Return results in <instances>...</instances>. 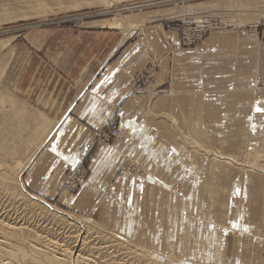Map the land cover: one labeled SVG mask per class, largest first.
I'll list each match as a JSON object with an SVG mask.
<instances>
[{
	"label": "crops",
	"instance_id": "crops-1",
	"mask_svg": "<svg viewBox=\"0 0 264 264\" xmlns=\"http://www.w3.org/2000/svg\"><path fill=\"white\" fill-rule=\"evenodd\" d=\"M141 30L123 41L125 36L115 32L76 31L74 23L61 19L33 37L39 48L27 51L30 62L20 77L25 76V85L35 82L50 94L65 91L73 103L61 119H53L59 124L27 168L23 184L41 200L94 220L111 218L117 234L135 235L151 227L163 238L181 232L188 241L192 234V250L215 253V230L192 223L200 218H194L189 201H183L195 196L197 185L204 181L205 159L183 151L173 123L184 135L191 133L204 143L206 139L226 155L245 157L247 150L264 146V112L256 111L257 106L264 108V27L255 34L215 31L197 49L182 48L177 31H160L156 26ZM169 52L162 66L172 73L171 95L129 98L136 77ZM114 116L120 119L119 137L114 146L99 145L97 136ZM126 158L158 179L118 176ZM79 165L88 167L89 179L68 197L64 187ZM213 166L220 170L219 182L235 183L250 176L232 177V167ZM252 175L264 181L263 173ZM260 198L264 201V189ZM178 202V211L172 212ZM251 215L243 221L250 228L246 235L258 233L254 250L264 264V229L251 227L259 226L261 215ZM145 217L154 219L147 228L141 221Z\"/></svg>",
	"mask_w": 264,
	"mask_h": 264
},
{
	"label": "rangeland",
	"instance_id": "rangeland-1",
	"mask_svg": "<svg viewBox=\"0 0 264 264\" xmlns=\"http://www.w3.org/2000/svg\"><path fill=\"white\" fill-rule=\"evenodd\" d=\"M215 1H223V0H0V43H5V42L8 43V46L5 49L0 50V127H1L0 128V162L3 163V161L4 162L7 161L6 166L8 170H10L9 172L11 174L17 173L18 170L20 171L23 169V172L21 174L22 186L20 185V187L17 188L15 184H13L11 186L13 192L11 190H7V188L3 185L0 186V197L2 198V199L0 198V216H1L0 218L6 219V220L10 218L9 220L11 221L12 219L13 221V222L11 221V223H14L15 221V223L18 225H21L23 222V226L27 225L25 227L36 229V231L39 230L38 231L39 234H42V237H44V241L46 242L44 243L45 247H48L47 244L51 243L52 246L55 245V247L62 248V246L60 245L63 244V240L62 241H59V240L64 239V238L67 240L66 241L64 239V244L65 245L69 244L68 246L72 244L70 247H73L75 244L72 241H74L79 235L77 233L78 231L76 232V230L71 229L70 226H68L67 224L57 221L54 216H53L54 219L51 218L52 215L50 216V214H48L47 211L44 210L40 206L39 203H37V201H40V203H42L43 205L45 203L50 206H54V207L56 206L55 208H60L65 213L72 215L74 218L80 221H84L88 225H92L94 227L96 226V228L98 226L99 229L105 231L107 234L114 235L125 242H128V243L130 242L129 237H133V235L126 234V233L125 234L115 233L113 231L115 228L114 222L111 220V218L104 217V218H101L100 220H96V219L94 220L88 216H84L82 212L76 213L72 211L71 209H69V207L57 204L56 202H49V201L42 200L44 201L43 203L41 199L37 197H32V195L26 190L23 184L24 174L27 168H29L30 165L34 162V159H36V157H38V155L41 153V148L43 147V146L40 147L39 148L40 151H39V149H36L37 145H35L37 144V141L41 139L40 134L42 133V129L39 128L41 125V121L39 117L41 116V114H44L46 117H48L51 120L53 119L56 120L59 118L61 119L62 115L65 113L68 107L73 103V101H67L68 95H65V91L60 90V91H55V93L50 94L51 91L47 93L44 90V88H41L40 86L36 85L35 82L34 83L27 82L25 85V82H26L25 76H24V80H22V78L20 77V72L21 70H24L26 68L25 67L26 64L30 62V60L28 61L26 58L27 51L35 50L39 48L38 42L35 43V41H33L34 40L33 37H36L37 34L39 35L45 28L53 27V25H55L58 22V20L64 19V21H66V20H69L70 18L72 19L80 15H85L88 18L87 20L84 21V26H83L84 29H79L74 24L76 31H86L87 30L91 32H115L118 34L119 37L121 35L125 36V38L123 39L124 41L129 36L134 35L136 33L138 34L139 29L136 31H134L135 29H132L127 32L124 29H116L115 27H109L108 25H105L104 27L101 26L102 27L101 28L99 26H94L93 24L95 22L100 21L99 23H96L95 25H98V24L102 25V23L104 22H101V21L108 20V19L112 20L115 18L116 20H113L114 22H118V23L122 22L123 20L116 17L117 12H115L121 9H128V10H124L121 12L122 16L126 18L138 16L141 14H147V13L151 14L156 11L172 10V12H176L178 10L182 13V15L180 14L177 16L176 14H172V15L164 17L163 18L164 20L162 21L146 24L143 26V28L145 26L146 28L156 26L160 29V31H162L163 28L167 30H171V31H177L179 33V39L181 37L183 40L185 39V37H187L186 35L190 33L192 34V36H194V39L197 40V38H199L195 36V34H197V30L195 31V28L191 23H194L196 21L195 19H198L197 17L199 18L203 17L205 19L209 18L207 21L211 22L212 31H206V33H204L205 37L203 41L194 40V45H193L194 47L185 48L180 45L184 49L199 48L215 31L233 30V31H238L241 34H245L246 32L247 33L251 32L255 34L259 32L261 27H264V18L261 20L260 24L257 27L252 25V22L255 19H261V17H264V2H261V3L258 2L256 4L246 3L245 6L244 5H240V7L237 6L238 8L235 6V7H232L231 9H227V10H223L219 12H211L210 14H200L196 16H192L191 14L189 15L187 12L188 11L187 7L189 8L190 6H194L197 4H205V3L215 2ZM240 2L243 4V0H241ZM135 6H138V7L142 6V7L129 10V8H133ZM260 15L262 16L259 17ZM226 16H229L230 18H233L234 20H242L243 22H245L246 25L243 24V25H237V26H230V25L221 24L219 21L220 20L222 21V19L225 18ZM98 49H100V45H98L96 50ZM15 73L17 74L14 75ZM139 80H141V83H139L138 85L139 87L145 85L149 81V80H144L142 78H140ZM172 80H173V77H172ZM170 90H171V85H170ZM144 98H149V97L144 96ZM2 101L4 103H2ZM45 103H48V106L45 107L44 106ZM18 105L19 107L24 106L26 109H28V111H30V112H27L26 110L23 115V118L26 116L25 117L26 120L24 119L25 121L24 120L22 121L24 124L20 122H16L15 120V117L18 114L16 113V111H14L15 110L14 108L18 107ZM35 118H36V121L34 120ZM3 124L5 125V127L3 126ZM57 124L54 125L52 132L49 133L48 137L45 139L46 141L48 140L49 136L53 133L55 128L57 127ZM98 138L100 137L98 136ZM98 138H97V143L100 145ZM3 142H6V143L8 142L6 147L1 146ZM178 142L181 143V141H178ZM114 144L111 146H114ZM181 145L183 146L184 152L189 153V155L190 154L197 155V153L192 152L189 148H186L187 146H185L183 143H181ZM205 145L211 146L210 142L206 143V139H205ZM102 146H108V145H102ZM12 148L13 150L14 149L18 150V153L16 155H13V156L11 155L13 153ZM200 157H203L204 159L206 158L205 162L208 160V158L204 154L203 156H200ZM244 158H246V156L244 157L243 154L235 155L234 156L235 161L233 160L235 162L234 165L245 167L246 165H244L245 163H243V160H245ZM135 163L138 166V168L142 169V172L137 171V173H134L132 172V170H130L129 165L135 164ZM202 170H203L202 174L204 177V182L203 181L202 182L208 184V187L206 188L207 191L204 190V187L202 191V186L197 185V189L195 190V196H192V197L190 196L187 198L184 197L183 201L185 200H194L195 202L197 201L196 203L199 204L200 208L204 210L203 212L204 219L202 221L200 220L201 224L196 223V221L198 220L192 221V223H194L195 225H199L201 227L203 226L205 227L206 230L207 229L208 230L211 229L210 231L215 230L216 234H213L212 237H215V247L218 251L215 253L206 252L204 254L194 251L195 252L194 255L197 261L199 262V264H202V263L230 264V260L233 258L234 251L232 248H230L232 247L231 244L227 245L228 244L227 235H226V232H224L227 229L220 227L218 221L214 223L216 221L217 216H219L220 214L215 213L213 216V213H212L215 210L213 208L214 201L208 192L210 182L212 181L211 171L205 166V163H204V167ZM233 170L234 169H231V171ZM241 171L243 170H240V172ZM257 171L259 173H263L262 169H257ZM240 172H239V175L242 173ZM120 175L132 176V177H136L139 179L154 180L155 177L156 179H158V177L155 176L152 171H150L149 169L145 168L143 165L129 158H126L123 161V164L121 165L119 169V173H118V176ZM239 175H236L237 178L239 177ZM67 184L65 185L64 189L67 187ZM219 186H222V185H219ZM27 194L31 195V197L28 196ZM12 195L15 197H13ZM200 195H202L201 198H200ZM66 196L70 197L72 195H66ZM210 197H211V200H210ZM173 198L175 197L172 195V199ZM28 200L29 201L31 200L30 203L28 202ZM33 200H35V202H33ZM178 200L180 199L178 198ZM27 202L30 205L29 204L27 205ZM179 204L180 202H178L176 207L173 205V207L171 208L172 212L178 211ZM32 206H35V207H32ZM36 206L38 207L36 208ZM30 207L32 208L33 212H31ZM23 210L25 211L30 210V211L28 213ZM53 211H55V209H53ZM40 212L41 214H43V216H41ZM155 212L157 211H156V208L154 207L153 214ZM161 212L164 214L166 212L165 208H163ZM46 213L49 216L45 215ZM28 214L29 215L31 214L32 218ZM45 216L48 218H46ZM193 217L196 218L195 214ZM145 218L146 219H141V221H143V226L147 228V226L149 227L147 222L149 221L153 222L154 219L152 218L149 219L148 217H145ZM39 219L42 221H39ZM21 220L23 221L21 222ZM236 220H237V216H236ZM29 221H31L32 224ZM158 221H159V218H158ZM33 222H35L34 225H33ZM42 222L43 224H41ZM160 223H162V221ZM35 225H37V228ZM46 228H48L47 231L49 232L45 230ZM232 231L229 232L230 240H231V236L232 238H234V233ZM58 232L60 234H56ZM72 232L74 234L76 233L77 234L74 235ZM71 238L74 240H71ZM166 238H167V241L165 242ZM162 239L163 240H161L160 243H158L157 248L153 246L154 248H152L153 249L152 250L150 249L151 247L150 248L148 247L144 249V251L146 253L148 252L147 254L155 258H158L159 260L161 258V260L163 261L165 259L163 257H165L166 255L164 252V250L166 249V245L168 243L171 245L172 251H171L170 256L173 257V250L176 247L175 242H177L178 244H180L178 249L180 250V253H181L180 256H182V252H184L185 246L175 239V234L173 235L172 233H166L164 234V238L162 236ZM192 241H194V239H193V235L191 234L188 237V248L189 249L192 245ZM55 242L59 246L54 244ZM95 257L96 259H99L101 255L100 254L98 256L95 255ZM205 257H207L208 259L206 260ZM215 260L217 261V263L215 262ZM101 261L103 260L101 259ZM191 263L192 261L185 262V264H191Z\"/></svg>",
	"mask_w": 264,
	"mask_h": 264
},
{
	"label": "bare ground",
	"instance_id": "bare-ground-1",
	"mask_svg": "<svg viewBox=\"0 0 264 264\" xmlns=\"http://www.w3.org/2000/svg\"><path fill=\"white\" fill-rule=\"evenodd\" d=\"M240 1L241 0H223V1H215V2H210V3H205V4H197L194 6H190L189 8L187 7L188 11L187 10L186 11L188 12L189 15L191 14L192 16H196V15H200V14H210L211 12H219V11L231 9L232 7H235V6L236 7L237 6L240 7V5L245 6L246 3L247 4H256L258 2L259 3L264 2V0H243V4H242ZM141 7L142 6H139V7L135 6L133 8H129V10L141 8ZM124 10H128V9H121V10L115 11V12H117L116 17L123 20L122 22H119V23L114 22L113 20H116V18L112 19V20L108 19L109 21L108 20L101 21L104 23H102V25L98 24V26L104 27L105 25H108L109 27H115L116 29H124L127 32L129 30H132V29H135L134 31L139 29V32H140L141 29L143 28V26L146 24L162 21V20H164L163 19L164 17L172 15V14H176L177 16L180 14L182 15V13L178 10L176 12H172V10H169V11H156V12H153L151 14L147 13V14H141L138 16L126 18V17H123L122 13H121ZM261 16L262 15H260L259 17H261ZM197 18L198 19H195L196 21L194 23H191V24L194 26L195 31L197 30V34H195V36H198V35L203 36L200 39V41H203L204 37H205L204 32L205 31H212L211 30V28H212L211 22L207 21L209 18L208 19L207 18L205 19L203 17H200V18L197 17ZM263 18L264 17H261V19H255L252 22V25L257 27ZM99 22L100 21H98L96 23H99ZM219 22L221 24L230 25V26H237V25L245 24V22H243L242 20H234L233 18H230L229 16H226L225 18L222 19V21L220 20ZM96 23H94V24H96ZM89 24H87V25H89ZM198 30H200L201 32H198ZM141 32L143 33V31H141ZM187 37L189 38V39L186 38V40H185L187 44H183V40L181 37L179 39V42L181 44H183V47H184V45H192V43H191L192 42V34L191 33L188 34ZM7 46H8L7 42L0 43V50L5 49ZM188 48H191V47H188ZM170 54H172V52H169L163 58L158 59L154 65H152L151 67H149L147 70H145L143 73H141L140 75H138L136 77V79H137L139 76L144 74L146 71H149V72L152 71V73H154L153 76L151 77V79L153 80L152 85L146 87V89H148V92L145 91L143 95L137 96L138 98H144V96H148L149 99L152 100V99H156V98H160V97H168L170 95V93H171L170 85L173 82L171 71L162 66L164 59L167 56H169ZM136 79H135V83H136L135 88L137 86ZM164 88L166 89V91L162 92L164 90ZM137 97H134V98H137ZM2 103H4V102L2 101ZM14 109H15L14 111H16V113L18 114L15 117L16 122L23 123L22 121L26 117L25 116L23 118L25 111L26 110H27V112H30V111H28V109H26L24 106L19 107V105H18V107L14 108ZM27 112H26V114H27ZM154 117H156V116H154ZM39 119L41 121V125L39 128L42 129V133L40 134L41 139L37 141V144H35V145H37L36 149H39L40 147H42L44 145V143L46 142L45 139L48 137L49 133L52 132L54 125H56L57 123L59 124V122H58L59 120L53 121V120L49 119L48 117H46L44 114H41ZM39 119H37V120H39ZM34 120L36 121V118ZM176 124L177 123L175 122V124L173 126H175L174 127L175 133H177L179 135L178 141H181V143H183L185 146H187L186 148H189L192 152L197 153V155L203 156V154H204L208 158V160L205 162V166L211 171V175H212V181L210 182V185L208 188L209 195L212 197V199L214 201L213 208L215 210L212 213H213V216L215 213L220 214L219 216H217L216 221L214 223H216L218 221L220 227L229 230L226 232L227 242H228L227 245L231 244L232 247H230V248H232L234 251L233 258L230 260V264H260V262H262V260H261L262 257L258 253H256V251L254 250V246L257 243L256 240L254 241V239L258 240V237H257L258 233L256 235H254L253 233L246 235V233L249 232L250 228L246 227L244 225L243 221H245L246 215L250 216L251 214L253 215L254 213H257V214L261 215V219L259 221H257V224L259 226H254L252 224L251 227L264 229V207L260 206L264 202V201L260 200L261 199L260 196H262V194H263L264 181L262 180L261 176L252 175V173L258 172L257 169H262L263 174H264V146L258 147L254 151H247L246 158H244L245 160L242 159L243 163H245L244 165H246L245 167H241L238 165L235 166L234 165L235 164V162H234L235 161L234 160L235 155H233V154L232 155H226L222 152L221 149L213 147V145L206 146L204 142H199L198 139H196V137H194L191 133L188 135H184L181 132L180 128L178 126H176ZM3 126L5 127L4 124H3ZM47 131H48V133H47ZM118 135H119V133H118ZM97 138H98V136H97ZM7 144H8V142L7 143L3 142V144L1 146L6 147ZM12 151H13V153L11 154L12 156L16 155L18 153L17 149L13 150V148H12ZM39 151H40V149H39ZM33 158H35V157H33ZM213 163L219 164L222 168L232 167L234 169L232 171V177H233V174L239 175L240 170H243V171H241L243 174L248 173L250 176L243 177L241 180L239 179L235 183L221 182V181L219 182L216 177H217V174L220 170H218L216 168V166H213ZM6 164H7V161H5V162L3 161V163L0 162V186L3 185L7 188V190L12 191L11 186L13 184H15V186L17 188H19L20 185L22 186L21 174L23 172V169L20 171L18 170L17 173L11 174L9 172L10 170H8ZM129 166H130V170H132V172H134V173H137V171L142 172V169L138 168L136 163L130 164ZM226 172H228V171H226ZM203 182L201 184L202 191H203V187H204V190L207 191L206 188L208 187V184L203 183ZM219 185H222V186H219ZM70 188L72 190L73 186ZM67 189H69V187ZM69 192H70V190L67 192L66 189H64L65 195H72ZM28 196L31 197V195H28ZM13 197H15V196H13ZM32 197H35V196L32 195ZM200 197H201V195H200ZM211 197H210V200H211ZM251 198H252V204H250ZM30 201L28 200L29 203H30ZM186 201H189L188 203H190V209L192 210V215L195 214L196 216H198V218H200V219L196 218L195 220H201L202 221L204 219V217H203L204 210L202 208H200L199 204L196 203L197 201L196 202L194 200H186ZM28 202H27V205L29 204ZM33 202H35V200H33ZM42 202L44 203V201H42ZM37 203H39L40 206L44 210H46L48 214H50V216L52 215L51 218H53V216H54L57 221H60V222L67 224L68 226H70L71 229L76 230V232L78 231L77 233L79 235L77 236V238L75 240L71 238V240H74L72 242H74L75 245L73 244L74 245L73 247H70L72 244H70V246H68L69 244L65 245L64 244L65 238H64V239L59 240V241L63 240L64 245L63 244L60 245V246H62V248L55 247L54 244L58 245L56 242L53 244L54 246H52V244L50 243L51 245L47 244L48 247H45L44 243H46V242L44 241V237H42V234H39V232H38L39 230L36 231V229H33V228L31 229V228L25 227L27 225L23 226V222H22L23 220H21L22 224L18 225L15 223V221H14V223H11L12 219L10 221L9 220L10 218L7 219L8 221L6 219L0 218V264H183V263L185 264V262H189V261H192L191 264H199V262L197 261L195 255H194L195 252H194V250H192L194 248V244H193L194 241H192V245L189 249L188 248V241H186L187 239L186 240L184 239V235H181V232L175 233V239L178 240L180 243H182L185 246L184 252H186V253L182 252V256H180L181 253H180V250L178 249L180 244L175 242L176 247L173 250V257L170 256L172 248H171V245L168 243L166 245V249L164 250L166 255L163 258H165V259L162 261L161 258L159 260L158 258H155V257L147 254L148 252L146 253L144 251V249H146L148 247L149 248L151 247L150 249L154 248L153 246H155V248H157L158 243H160V241L162 240V235H161V237H159V235L151 232L153 230V227L151 230L150 229L145 230V231L139 230L135 235H133V237H135V238L129 237L130 242L128 243V242H125V241L121 240L120 238H118L114 235L107 234L105 231L99 229L98 226L96 228V226L94 227L92 225H88L84 221H80V220L74 218L72 215L65 213L60 208H55L56 206L55 207L50 206V205L45 204V203L43 205L42 203H40V201H37ZM31 205H32V203H31ZM48 206H49V208H48ZM32 207H35V206H32ZM37 207L38 206H36V208ZM53 209H55V211H53ZM23 211H25V210H23ZM29 211H25V212L29 213ZM31 212H33L32 208H31ZM47 213L45 215H48ZM245 213H246V215H245ZM23 214H25V213H23ZM40 214H41V212H40ZM252 215H251V217H252ZM29 216H31V214ZM41 216H43V214H41ZM236 216H237L238 221L236 220ZM31 218H32V216H31ZM46 218H48V217H46ZM158 218H159V222L162 221V223H164L163 217H161V218L158 217ZM253 218H256V217H253ZM25 219H27V218H25ZM48 220H50V219H48ZM195 220H193V221H195ZM31 221H29V222H31ZM39 221H42V220L39 219ZM157 221H158V219H157ZM38 222H36V223H38ZM253 222H255V221H253ZM31 224H32V222H31ZM34 224H35V222H33V225ZM41 224H43V222ZM35 226L37 228V225H35ZM50 226H52V225H50ZM47 229L48 228H46L45 230L47 231ZM41 230H43V229H41ZM50 231H52V230H50ZM230 231H232L234 233V238H232V236H231L232 242L230 240V233H229ZM47 232H49V231H47ZM60 232H61V230H60ZM221 232H223V231H221ZM56 234H60V233L58 232ZM76 234H74V235H76ZM93 236H94V238H93ZM54 239H56V238H54ZM68 240H70V239H68ZM88 241H89V243H88ZM59 244H61V243H59ZM177 244H178V246H177ZM189 252H190V254H189ZM99 254L101 255L100 258L103 261H101L100 258H99L100 260L96 259L95 255L98 256ZM157 254H159V253H157ZM205 258H206V260L208 259L207 257H205ZM211 260H212V258H211ZM244 260H246V261H244ZM202 264H206V263H202Z\"/></svg>",
	"mask_w": 264,
	"mask_h": 264
},
{
	"label": "built area",
	"instance_id": "built-area-1",
	"mask_svg": "<svg viewBox=\"0 0 264 264\" xmlns=\"http://www.w3.org/2000/svg\"><path fill=\"white\" fill-rule=\"evenodd\" d=\"M77 17V18H76ZM74 18H70L69 20H66L67 22L70 23H74L76 25V27H78L79 29H84V21L87 20V16L85 15H80V16H76ZM198 32H201L200 30H198ZM206 33V31L204 32ZM188 36V35H186ZM199 37L197 38V40L194 39V36H192V45H184L185 48L188 47H194V40L195 41H200L201 37L203 36H196ZM186 38L189 39L188 37H185V39L183 40V44H187L186 43ZM181 44V43H180ZM183 44H181V46L183 47ZM154 73L146 71L144 74H142L141 76H139L136 81H137V86L136 88H134V90H132V92L129 95V98H134L137 96H141L144 94V92H148V89H146V87L151 86L152 85V79L151 77L153 76ZM140 78L144 79V80H149L145 85L143 86H138L139 83H141V80H139ZM166 89L164 88V90L162 92H165ZM120 132V119L118 116H114L111 118V120L109 121V123L107 124L105 130L103 132H101L100 135H98L100 138H98V141L100 143V145H112L113 142L116 140V138L118 137V133ZM90 176V171L89 169L85 166V165H79L72 177L70 178V180L67 182V187L65 188L66 191L68 192L70 190V194H76L80 191V189L87 183L88 179ZM72 190L70 187H72ZM69 187V189H67Z\"/></svg>",
	"mask_w": 264,
	"mask_h": 264
},
{
	"label": "snow or ice",
	"instance_id": "snow-or-ice-1",
	"mask_svg": "<svg viewBox=\"0 0 264 264\" xmlns=\"http://www.w3.org/2000/svg\"><path fill=\"white\" fill-rule=\"evenodd\" d=\"M256 111L257 112H264V108H261V107L257 106Z\"/></svg>",
	"mask_w": 264,
	"mask_h": 264
}]
</instances>
